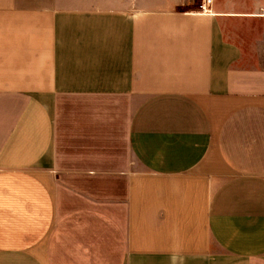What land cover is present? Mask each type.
<instances>
[{
  "label": "crops",
  "instance_id": "obj_1",
  "mask_svg": "<svg viewBox=\"0 0 264 264\" xmlns=\"http://www.w3.org/2000/svg\"><path fill=\"white\" fill-rule=\"evenodd\" d=\"M183 1L0 0V264H264V0Z\"/></svg>",
  "mask_w": 264,
  "mask_h": 264
},
{
  "label": "rangeland",
  "instance_id": "obj_2",
  "mask_svg": "<svg viewBox=\"0 0 264 264\" xmlns=\"http://www.w3.org/2000/svg\"><path fill=\"white\" fill-rule=\"evenodd\" d=\"M202 0H185L182 3H179V8L184 9L185 11H200Z\"/></svg>",
  "mask_w": 264,
  "mask_h": 264
},
{
  "label": "built area",
  "instance_id": "obj_3",
  "mask_svg": "<svg viewBox=\"0 0 264 264\" xmlns=\"http://www.w3.org/2000/svg\"><path fill=\"white\" fill-rule=\"evenodd\" d=\"M211 0H203V4L201 5V10L203 13H212V10L210 8Z\"/></svg>",
  "mask_w": 264,
  "mask_h": 264
}]
</instances>
